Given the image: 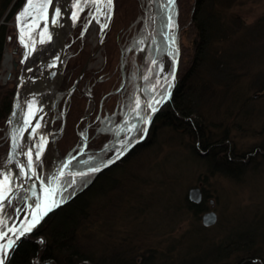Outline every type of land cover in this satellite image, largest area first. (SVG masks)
I'll use <instances>...</instances> for the list:
<instances>
[{
  "label": "trees",
  "instance_id": "obj_1",
  "mask_svg": "<svg viewBox=\"0 0 264 264\" xmlns=\"http://www.w3.org/2000/svg\"><path fill=\"white\" fill-rule=\"evenodd\" d=\"M13 1L0 0V19L9 7L7 19L10 12L15 13L21 6L20 0ZM235 3V0H175L174 5H169L168 0H113L111 18L100 37L105 64L89 71L86 81L81 84L79 81L86 74L82 67L88 58L82 40V27L87 19L85 6L66 40L62 79L50 109L48 151L37 167L46 183L63 169L64 176L59 178L60 196L65 202L48 213L40 226L20 241L8 264H156L154 248L140 252L142 256L137 261L130 253L119 250L105 254L97 249L84 248L83 237L88 232L87 205L98 194H104L118 184L114 172L136 151L154 146L163 129L189 137L191 150L208 164L210 173L214 171V167H209L211 163L223 165L214 169L225 174L232 165L239 167L245 163L246 152L239 154L236 151L225 129L220 135L210 130L211 122L206 120L203 99L205 86L213 92V85H218L217 82L211 84L213 82L206 80L205 76L218 70L214 64L226 51L225 45L244 28L240 17L230 12ZM169 16L176 25L174 29L167 27ZM9 30V26L0 22V69ZM173 37L175 47L172 46ZM165 59L170 60L169 72L157 79L158 66ZM14 85L0 84V167L5 164L8 153V117ZM261 88L264 89V84ZM166 92L170 93L169 98L156 105L158 110L152 113L147 105ZM137 101L139 108L136 107ZM90 103L92 108L89 111ZM146 116L151 118L148 125L142 119ZM130 126L133 128L129 136L119 143ZM145 128V139L114 161L126 144L143 135L141 129ZM260 147L264 150V144ZM114 148L118 149L117 152L109 156ZM109 160L114 162L99 172L74 175L101 167ZM65 164L67 168H64ZM202 193L199 203L186 198V206L195 216L205 209L207 196L204 191ZM24 194L23 190H18L11 199L7 215H4V226L15 220L11 213L14 207L23 203ZM231 238L224 246L200 251L199 256L191 258L188 256L191 253H187L178 264H264V258L253 247V237ZM240 250L243 256H238ZM229 253L238 257L223 263Z\"/></svg>",
  "mask_w": 264,
  "mask_h": 264
},
{
  "label": "rangeland",
  "instance_id": "obj_2",
  "mask_svg": "<svg viewBox=\"0 0 264 264\" xmlns=\"http://www.w3.org/2000/svg\"><path fill=\"white\" fill-rule=\"evenodd\" d=\"M235 1L230 12L240 17L244 28L225 45L226 51L214 64L218 70L205 76L206 80L213 82L211 84L217 82L218 85H213V92L205 86L203 99L206 120L211 122L210 130L220 135L225 129L236 151L239 154L246 152L245 163L239 167L232 165L228 174L214 169L223 165L211 163L209 167H214V171L210 173L208 164L191 150L189 137L170 129L161 130L154 146L136 151L114 172L118 184L110 191L98 194L87 205L88 232L83 237L84 248L97 249L105 254L119 250L130 253L137 261L142 256L140 252L154 248V263L178 264L187 253H191L188 255L191 258L199 256L202 254L200 251L223 245L231 237L249 235L253 237V247L264 258V150L260 147L264 144V89L261 88L264 84V0ZM85 6L87 19L82 27V40L88 58L82 67L86 74L79 81L81 84L86 81L89 71L105 64L100 39L105 28L102 29L101 25L109 23L106 15L96 12L90 0L85 2L84 10ZM9 9L0 22L10 29L2 54L3 58L5 53L12 54V68L8 71L1 62L2 85L17 82L24 59V48L17 41L14 21L20 7L15 13L10 12L7 19ZM60 9L62 13L63 9ZM101 10L108 11L103 7ZM39 31L42 33L43 29ZM39 48L40 44H37L35 50ZM90 61H97V64L88 67ZM169 65L170 60L165 59L158 66L157 79L166 76ZM109 85L110 81L107 88ZM91 108L90 103L88 110ZM132 128H127L128 132L119 139V143L126 140ZM256 147V152H250ZM117 150L114 148L109 156ZM43 185L48 187L49 183L43 182ZM193 186H200L207 196L205 209L198 216L186 206L188 190ZM24 200L25 194L23 203L20 202L22 204L14 207L11 213L15 220L7 226L0 224V229L5 230L21 219L25 210ZM8 204L1 214L3 221ZM213 209L217 220L211 225L202 224V213ZM241 252H237L238 256L244 255ZM230 254L222 260L223 263L234 261L237 255Z\"/></svg>",
  "mask_w": 264,
  "mask_h": 264
},
{
  "label": "water",
  "instance_id": "obj_3",
  "mask_svg": "<svg viewBox=\"0 0 264 264\" xmlns=\"http://www.w3.org/2000/svg\"><path fill=\"white\" fill-rule=\"evenodd\" d=\"M76 2L77 0H51V3L47 8V20L39 15V12H35L32 18H27L25 21H23L24 25L32 26L33 21L35 20V25L32 28L34 42H30L29 38L25 36V41L28 44V47H25L24 49V59L21 63L22 65L18 74V80L14 85L15 90L12 96L13 99L11 103V111L8 117V126L10 129L9 147L7 150L8 153L6 156L5 164L0 167V180H2L4 176L12 175L11 177L13 181L10 182L13 187V194L8 200H5L3 202V207L0 208V220L2 219V211L7 206L8 201L19 189H23L25 193V210L21 219H19L16 224L15 222L12 223L9 227H21L26 219H30L29 213L34 210L35 205L39 203L44 197L43 189L45 187L43 185V182H41L37 167L38 163L48 151V145L50 142L49 127L51 124L50 109L51 104L56 98L58 87L60 85L59 83L62 79L61 71L63 66V59L65 56V50L67 47L66 39L71 35L75 24L79 20V16L84 10L83 7L85 4V0H79L82 5V10L78 12V18L73 20V13L77 12V9L75 7ZM26 6L27 0H24L23 5L14 16L15 32H17L19 41L20 27L22 25L18 24L17 18L24 11ZM64 6L66 9H64ZM60 8L64 10L66 17V21L63 26L59 24L57 17L55 16V12H60ZM54 18L56 19L55 24L52 23V20ZM43 26L48 29V35L51 36V39L47 40L49 41V43L53 44V48L51 52L47 50V53L45 55L46 58L50 59V64L45 68V71L42 72V75L38 74L34 77V68L37 66L38 62V60L35 58L36 53L34 52V50L36 49V45L38 43L37 41L40 33L39 30H41ZM29 50H31V55H28ZM35 83L39 85V87H37L40 90V93L38 94L40 97L36 101L35 108H30L28 107V104L31 101V97H33V90L36 86L34 85ZM140 96L143 97V93L141 91ZM37 124L39 125V127H36ZM39 128L43 130V139L46 140V144L44 145L43 151L40 154L39 160H37L36 157L32 159V170L31 172H29L27 168V154L29 151L32 152L31 149L33 145L34 134L35 131H37V129ZM144 136L145 135H143L142 138L136 139L132 143L128 144L125 147L126 151L124 148V150L121 151L123 152V155H120L118 159L122 158V156H124L127 151L132 149L135 143L141 141ZM117 155L115 156L116 158L114 159V161L117 160ZM22 167L24 168L25 172L29 173L28 175H24L21 173ZM102 168L103 167H101V169ZM88 170L89 169H86L84 170V172L88 173ZM33 192L36 193L35 196L32 195ZM187 197L194 203L201 202L203 196L200 186L190 187L187 193ZM210 203L213 204V200H210ZM46 216H44L43 219ZM201 218L202 224L211 225L217 220L216 212L214 211V209L203 212ZM41 221L35 227H33L31 231L26 232L23 236H19V238H16V236H14L12 233H8V235L5 236L4 240L0 241V243H7V240L9 238L13 239L14 241L12 247L7 250L6 255L3 252H0V259H3L4 264H7L10 261V256L12 255L13 251L16 249L15 247L20 243V241L28 237V235H30L37 227H39ZM7 229H5L4 231L7 232Z\"/></svg>",
  "mask_w": 264,
  "mask_h": 264
},
{
  "label": "snow or ice",
  "instance_id": "obj_4",
  "mask_svg": "<svg viewBox=\"0 0 264 264\" xmlns=\"http://www.w3.org/2000/svg\"><path fill=\"white\" fill-rule=\"evenodd\" d=\"M85 2H89V0H85ZM90 2L93 4V6L96 7V12L99 15H106L108 19L111 18V8L113 5V0H90ZM50 3H51V0H27V6L25 7L24 11L20 14V16L17 18L18 24L22 25L20 27V41L21 43L25 44L26 48L28 47V44L25 41V36L28 35L32 31V28L35 25V20L33 21L32 26L24 25L23 21H25L30 16H34V12H39V15H41L45 20H47V8ZM168 4L174 5L175 0H168ZM75 7L77 9V12L73 13V16H72L73 20L78 18V12L82 10V5L79 2V0H77ZM102 7L107 9L108 11L107 12L102 11L101 10ZM59 15H60V12L56 11L55 16L59 17ZM94 18H97V17H94ZM97 22H99L98 18H97ZM52 23L53 24L56 23L55 18L52 20ZM107 26H108L107 23H104L101 25V28L102 29L107 28ZM167 27L169 29H174L176 27L171 16L168 17ZM40 35L42 37V39L40 40L41 43L44 42V39H48V40L51 39V36L48 35V29L46 27L44 28L43 32L40 33ZM172 46L175 47L174 37L172 39ZM176 53L178 56V49H176ZM28 55H31V50H29ZM153 63H155V61H153ZM174 65H175V61H174ZM171 79L173 80L175 79V67L171 75ZM168 87L169 88L171 87L170 82H168ZM169 96H170V93L166 92L159 99L153 98V102L148 104L147 108L151 109L152 113H155L158 110L156 105H160L163 102H165L169 98ZM136 107L137 108L140 107L139 101H137ZM142 119H143L144 124H148L150 123L151 118L150 116H146V117H143ZM36 127H39V125L37 124ZM141 131H144L146 133V128L141 129ZM45 144H46V140H44L39 146V148L37 149L36 151L37 160H39L40 154L43 151ZM125 151H126V148H125ZM27 155H28L27 168L29 172H31L32 165H33L32 152L29 151ZM120 155H123V152H120L117 155V159L119 158ZM113 162L114 161L109 160L108 164H111ZM108 164H103L101 167H107ZM67 167L68 165L65 164L64 168H67ZM101 167H92V168H89L88 171L89 172H99L101 171ZM21 173L24 175L29 174L28 172L24 171L23 167L21 168ZM87 174L88 173L81 172V173H75L74 175H87ZM63 176H64V171L62 169L59 172L58 176L53 177V179L49 181V186L43 189V192H44L43 199L35 205L34 210L29 213L30 219H26L21 227H16V226L8 227L7 232H5L3 229H0V240H4L5 236H7L8 233H12L14 236H16V238H19V236H23L26 232L31 231L32 228L35 227L43 219V217L46 216L50 211H52L56 207H59L60 204L65 202V199L60 196L61 188H60L59 178ZM12 194H13V187L11 185L10 178L8 176H4L3 179L0 180V208L3 207V202L5 200H8ZM32 195L35 196L36 193L33 192ZM3 223L4 221L0 220V224H3ZM13 243L14 241L11 238L7 240V243H0V252H3L6 255L7 250L12 247ZM0 264H4L3 259H0Z\"/></svg>",
  "mask_w": 264,
  "mask_h": 264
},
{
  "label": "bare ground",
  "instance_id": "obj_5",
  "mask_svg": "<svg viewBox=\"0 0 264 264\" xmlns=\"http://www.w3.org/2000/svg\"><path fill=\"white\" fill-rule=\"evenodd\" d=\"M64 9H66L65 6H64ZM65 18H66L65 17V12L63 10L62 13H60L59 17H57V20H58V22H59V24L61 26L64 25V23L66 21ZM44 28H45V26H43L42 29L44 30ZM33 39L34 38H33V32H32L31 41H33ZM41 39H42V37L37 41L38 42L37 44H40L39 50L38 51L35 50V53H36V57L35 58L38 60V62H37V66L34 68V72H33L34 73V77L37 76L38 74L42 75V72L45 71V68L50 64V59L46 58L45 55L47 53L46 52L47 50H49V52H51V50L53 48V44L49 43V41L47 39H44L43 43L40 42ZM98 52L101 53V50L98 49ZM5 54L6 55L3 58L2 63H3V65H5L7 67L8 71H10L11 68H12V65L10 64V60L12 59V54H10V53H5ZM96 64H97V61H94V62L90 61L89 64H88V67H91V66L96 65ZM34 85H36L35 89L33 90L34 94H33V97H31L30 103L28 104V107H30V108H35L36 101L40 97L38 95L40 93V90L38 88L39 85L37 83H35ZM33 139L34 140H33V145H32V149H31L32 150V157H33L32 159H34V157H36V151L39 148V146L41 145V143L44 141V139H43V130L41 128H39V129H37V131H35ZM7 176L10 178V181H13V179L11 177L12 175H7Z\"/></svg>",
  "mask_w": 264,
  "mask_h": 264
},
{
  "label": "flooded vegetation",
  "instance_id": "obj_6",
  "mask_svg": "<svg viewBox=\"0 0 264 264\" xmlns=\"http://www.w3.org/2000/svg\"><path fill=\"white\" fill-rule=\"evenodd\" d=\"M23 3H24V0L21 1V6L23 5ZM21 6H20V8H21ZM34 14H35V12H34ZM28 18H32V16H30V17H28ZM26 31H27V30H26ZM26 36H27L28 38H29V36H30L29 40H30V42H32V41H31L32 31H31L28 35H26ZM17 41H18V43L21 45V47L25 49V45H23V44L20 43L18 36H17ZM23 52H24V51H23Z\"/></svg>",
  "mask_w": 264,
  "mask_h": 264
}]
</instances>
